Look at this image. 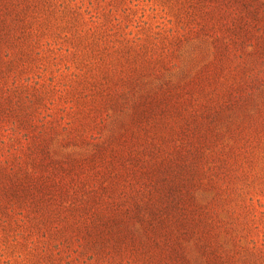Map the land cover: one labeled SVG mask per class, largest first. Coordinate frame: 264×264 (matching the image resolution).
I'll return each mask as SVG.
<instances>
[{
	"label": "rangeland",
	"instance_id": "rangeland-1",
	"mask_svg": "<svg viewBox=\"0 0 264 264\" xmlns=\"http://www.w3.org/2000/svg\"><path fill=\"white\" fill-rule=\"evenodd\" d=\"M66 6L19 67L0 264H264V0Z\"/></svg>",
	"mask_w": 264,
	"mask_h": 264
},
{
	"label": "trees",
	"instance_id": "trees-1",
	"mask_svg": "<svg viewBox=\"0 0 264 264\" xmlns=\"http://www.w3.org/2000/svg\"><path fill=\"white\" fill-rule=\"evenodd\" d=\"M70 2L73 0H0V134L16 143L9 148L6 159H0L1 226H7L8 217L12 215L13 210L7 206L33 190L26 187V191L21 192L23 184L32 182L36 175L19 170V87L25 86L19 84V67H23L22 60L43 37L61 29L59 18L68 23L65 17L70 8L67 9L66 4ZM29 97L26 96L24 106H33L38 100ZM30 116L28 120L32 123ZM8 118L17 124L12 122V127H7ZM19 172L22 180H19ZM228 262L232 264V261Z\"/></svg>",
	"mask_w": 264,
	"mask_h": 264
}]
</instances>
